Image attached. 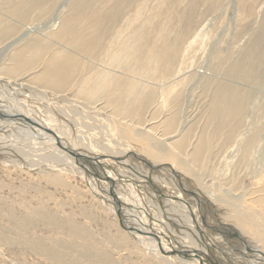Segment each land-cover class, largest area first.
<instances>
[{
	"label": "rangeland",
	"instance_id": "1",
	"mask_svg": "<svg viewBox=\"0 0 264 264\" xmlns=\"http://www.w3.org/2000/svg\"><path fill=\"white\" fill-rule=\"evenodd\" d=\"M13 7L22 8L21 16L28 17H17ZM66 23L74 26L62 39ZM0 25V76L18 80L10 88L0 87L7 102L21 101L20 107L53 114L56 123L71 132L69 142L116 152L129 159L124 168L141 169L132 160V151L121 150L126 144L187 178L186 186L174 174L153 172L158 184L167 190L173 187L170 192L182 196L175 203L157 196L148 184L140 182L138 189L122 184L124 197L140 208L136 212L147 216L151 211L165 230L150 227L138 215L139 220L132 222L126 218L134 214L132 208L109 202L100 193L105 175H95L92 168L81 174L77 164L44 150L49 146L37 140L43 138L41 133L29 135L2 114L9 129L0 132V139L12 150L0 158V264H188L195 256L179 240L193 243L185 224L194 206L202 212L197 213L202 223L207 217L214 221L212 230L220 228L215 224L220 216L228 225H238L237 231L253 244H263L264 228L243 212L254 208L264 217V0H0ZM16 84L66 95L69 106L77 99L81 104L72 112L50 97L24 99L27 93L14 88L19 87ZM222 92L242 103L238 120L231 105L223 108L222 119L217 118L216 101ZM84 110L87 115L81 113ZM51 155L57 157L49 161L52 164L47 162ZM115 168L114 173L123 174ZM138 172L128 175L134 179ZM194 188L209 197L198 199ZM209 198L228 213L210 211ZM77 229L84 234L76 237ZM221 233L219 250L225 249L222 253L236 264H251V252L242 254L232 230ZM72 241L76 246L67 248ZM87 246L90 256L82 253ZM218 252L213 255L222 258Z\"/></svg>",
	"mask_w": 264,
	"mask_h": 264
},
{
	"label": "bare ground",
	"instance_id": "2",
	"mask_svg": "<svg viewBox=\"0 0 264 264\" xmlns=\"http://www.w3.org/2000/svg\"><path fill=\"white\" fill-rule=\"evenodd\" d=\"M33 6V5H32ZM21 10H23L22 8H17V7H13L12 8V13H14L17 17L19 16L20 18L21 17H24V15L23 16H21V14H20V12H21ZM13 14V15H14ZM18 14V15H17ZM28 16L27 15H25V17L24 18H27ZM1 26V25H0ZM74 25H73V23H66L64 26H63V30H62V32H61V36H62V39H63V36L65 37L67 34H70V33H72V27H73ZM76 27V26H75ZM4 29V28H3ZM11 29V28H10ZM52 29V28H51ZM55 29V28H54ZM91 31V30H90ZM74 32V31H73ZM58 33H60V31L58 32ZM74 34V33H73ZM77 34H79V33H77ZM80 34H82V33H80ZM90 35V34H89ZM55 36V35H54ZM59 36V35H58ZM61 36H59V37H61ZM73 36H75V34L73 35ZM88 36V35H87ZM56 37V36H55ZM67 37H71V36H67ZM77 38H78V35L76 36ZM80 37H82V35L80 36ZM79 37V38H80ZM90 37H91V35H90ZM90 37H88L87 39H89V41H90ZM97 37V36H96ZM58 38V37H57ZM59 39V38H58ZM65 39V38H64ZM68 39V38H67ZM73 39V38H72ZM102 39V38H101ZM60 40V39H59ZM92 40L93 41H95V40H97L95 37H92ZM62 41V40H61ZM72 41V40H71ZM71 41L70 42H68V43H70V44H72L73 42H75L74 40L72 41V43H71ZM79 41V40H78ZM56 42H58V41H56ZM66 42V41H65ZM77 42V41H76ZM75 42V43H76ZM81 42V41H80ZM79 42V43H80ZM82 42H83V40H82ZM88 42V40L86 41V43ZM74 43V44H75ZM37 44V43H36ZM82 44V43H81ZM52 45V44H51ZM85 44H83V47L85 48V46H84ZM90 46V45H89ZM36 47H37V45H36ZM93 47V46H92ZM62 48V47H61ZM88 48V47H87ZM30 49H32L31 47H30ZM79 49H80V46H79ZM88 49H92V48H88ZM87 49V50H88ZM101 49V48H100ZM82 50H84V49H82ZM95 50V49H94ZM32 51V50H31ZM31 51H30V53H31ZM89 51V50H88ZM82 52H84V51H82ZM82 52H80V53H82ZM91 52V51H90ZM98 53H99V51H97ZM100 52H101V50H100ZM89 53V52H88ZM82 54H84V53H82ZM99 55V54H98ZM34 56V55H33ZM66 56V55H65ZM84 56V55H83ZM90 57H91V55H89ZM85 57V56H84ZM95 57H98L97 55L95 56ZM103 57V56H102ZM56 58H59V57H56ZM55 58V59H56ZM61 58V57H60ZM59 58V59H60ZM59 59H56V60H59ZM61 59H63L64 60V58H61ZM97 59V58H96ZM101 59H103V58H101ZM55 60V61H56ZM67 59H65L64 61H66ZM69 60V59H68ZM68 60H67V62H68ZM72 60V59H71ZM100 60V59H99ZM92 61V60H91ZM102 61V60H101ZM103 62V61H102ZM75 63V62H74ZM104 63H106V62H104ZM250 63V62H249ZM67 64V63H66ZM99 64V63H98ZM68 65V64H67ZM69 67L70 68H72L71 67V65H73L72 63L70 64L69 63ZM96 65V64H95ZM62 66H64V64L62 65ZM95 67H97V66H95ZM49 68V67H48ZM59 68V67H58ZM70 68H69V70H70ZM100 68V67H99ZM20 69V68H19ZM18 69V70H19ZM60 69V68H59ZM104 69V68H103ZM107 71V70H106ZM65 72V71H64ZM11 74H13L14 75V73H12V72H10ZM16 73V72H15ZM105 73V72H104ZM102 74V73H101ZM24 75V74H23ZM103 75H105V74H103ZM98 76V75H97ZM100 76V75H99ZM141 76V75H140ZM7 76H5V78H6ZM16 77V76H15ZM101 77V76H100ZM103 77V76H102ZM105 77H107V75L105 76ZM14 78V77H13ZM104 78V77H103ZM15 79V78H14ZM52 79H54V78H52ZM96 79V78H95ZM105 79V78H104ZM0 80H2V81H0V87L1 88H5V89H7V88H10V87H12V85H13V83H17L18 82V80L17 81H15V80H9V79H3V78H1V76H0ZM98 80V79H97ZM100 80H102L101 78H100ZM100 80H98V81H100ZM98 83H100V82H98ZM97 83V84H98ZM103 83V82H102ZM101 83V84H102ZM107 83V82H106ZM96 84V85H97ZM16 85H18V84H16ZM108 84H105V86H107ZM110 85V84H109ZM19 87H14V88H17V89H19V91L20 92H23V93H29L30 95H28L27 96V94H24L23 96H24V99H26V98H28V97H30V96H42V97H44V96H46V97H50V101H56V103L57 104H63L65 107H69V108H71L72 109V112H74L73 110H75L76 111V109H77V107H76V105H80L81 103H79V101H77L76 100V102L78 103H75L76 105H74V106H69V103H68V105L66 104V101H69V99H67L65 96L66 95H62V94H57V93H54V92H50V91H47V90H43V91H46V92H43V91H40V90H38V89H36V88H33V89H31L30 87L28 88L27 87V89H24L23 87H21L20 85H18ZM101 87H104V86H101ZM108 88V87H107ZM3 90V89H2ZM40 92H43V94H40ZM49 92V93H48ZM52 93V94H51ZM229 93V92H228ZM226 94L225 92H222V94H218L219 96L217 97V101H216V103H217V106H216V111H217V118H221V112H222V110H223V108H226L228 105H231V107H232V112H233V116L237 119V118H239V116H240V114H241V112H242V103L240 102V100L239 99H236V98H231L230 100H229V98H230V95L229 94ZM0 94H2V93H0ZM4 94V93H3ZM216 94V95H217ZM26 95V96H25ZM62 97H61V96ZM3 97V98H2ZM11 97V96H10ZM6 98V96L4 97V96H0V132H4L5 130H7V129H9V127H7V126H5L4 124H3V121H5V119H3V115H6V117H7V119L9 120V121H11L12 120V123L16 126L17 125V127H19L21 130H25V132H29V131H32L33 133L34 132H38V133H41L42 134V136H43V138L42 139H37L38 141H41L42 143H41V145H44V144H46V145H48L49 146V148L46 146V148L44 149V150H46V151H48L49 152V150L50 151H54V155H59L58 156V158L59 157H62L63 159H65V161L68 163V164H73V166H75L76 164V169H77V171H80L81 172V174H84L85 172L84 171H86V172H90V169L92 168V169H94V170H96V173H94L95 175H97L98 173L100 174V175H105V176H103V178H102V180H103V182H99V180H98V182H99V184L101 185V187H100V193L102 192L103 194H105L106 195V197L107 198H109L108 199V201L110 202V200L111 201H113V203L114 204H119V206H122V207H127V209H128V207H130V208H132V213H134V214H130V213H128V215L126 216V218H128L129 220H131L132 222H133V220L134 221H136V219L137 220H139L138 219V217H137V215L138 216H140L141 218H144V219H147L148 221H149V226L150 227H156V228H159L160 230L161 229H164L165 227H161V223H163V225H164V222H161L160 220H158V219H156L155 217L157 216H154L153 215V213L151 212V211H148L149 213H148V215L150 216V218H147V216L146 215H144L145 213H141V212H139V213H137L136 211L137 210H139L137 207H135L134 205L135 204H131V203H129V202H132V201H130V199L128 200L126 197H124V193L122 194V192L120 191V187H122V184L125 186L126 184H132V185H134L137 189L140 187V185H139V183L141 182V183H143V184H148L149 186H150V188H152L151 189V191H154V193L157 195V196H159V194H160V196H164V197H169V198H166L167 199V203H169V201L170 202H172V203H175L176 201L175 200H179L180 201V199H181V197L182 196H180V195H177V194H172V192H170L171 190H169L170 188L172 189L173 187H170L169 186V184H168V186L170 187V188H168V190L165 188V187H163L162 185H161V183H160V181H159V183L160 184H158V182L157 181H155V177L153 178V172L157 169L158 171H160L161 173H165V174H171V176H172V174H174V176H177L178 177V180H180V181H182V182H184V184L187 186V184L185 183V181H187V178L186 177H184V176H182V175H180L178 172H176L175 170H173L171 167H167L166 165H163L162 163H158V162H156L155 160H148V159H146V158H144L142 155H140L138 152H135V151H133L132 149H130L126 144H125V146H124V148H122L121 150L123 151V152H128V154L130 153V151H132V155H134V157H133V161H135V163H138V166L139 167H141V169L139 168H135V167H133V166H128V167H130V168H132L131 170L132 171H130L129 170V168L128 167H122V166H125V165H127L128 164V161L127 160H129L128 158H126V157H123V156H119V157H117V156H115V153L114 154H112V153H110V152H108L107 150L108 149H105V151L104 150H101V151H99V149L98 150H96L94 147H90V148H82V147H80V145H78V144H74L73 143V141H71V142H69V139L67 138V133L69 132V133H71L70 131H67V133H66V127H65V125L63 126V123H62V125H60V124H58V123H56V119H55V117L53 116V114H46V113H44V115L42 114H40V111H39V108H30V107H26V108H24V107H20V106H22V103H21V101H18L17 103L18 104H16V103H14L13 101H11L12 103H10V102H7V101H9V100H6L5 99ZM6 100V101H5ZM73 101V100H72ZM6 104H11V105H6ZM13 104V105H12ZM53 104V103H52ZM55 104V103H54ZM53 104V105H54ZM23 105H25V104H23ZM28 106H29V104H27ZM244 105V104H243ZM44 106V105H43ZM56 106V105H55ZM61 107H62V105H61ZM30 108V109H29ZM63 108V107H62ZM71 111V110H70ZM50 112V111H49ZM81 112V111H80ZM33 113H35V116H33ZM81 113H86V115L88 114L85 110L83 111V112H81ZM81 113H80V115H81ZM3 114V115H2ZM54 114H56V113H54ZM78 114V113H77ZM13 115V116H12ZM57 116H58V114H56ZM63 115H65V114H63ZM12 116V118H10ZM67 116V115H66ZM79 116V115H78ZM48 117H52V118H48ZM71 117H73V116H71ZM36 120H35V119ZM46 118H48L49 120L48 121H46V123H45V119ZM57 118V117H56ZM76 118V117H75ZM81 118V117H80ZM222 119V118H221ZM241 119V118H240ZM38 120V121H37ZM91 120V119H90ZM238 120V119H237ZM40 121V122H39ZM84 121V120H83ZM87 122V121H86ZM218 122H220V121H218ZM226 122H228L227 120L226 121H224L223 120V122L222 123H226ZM47 123H49V124H47ZM79 124L78 125H81V123L80 122H78ZM94 123V122H93ZM96 123V122H95ZM70 124H71V122H70ZM75 124H76V122H75ZM74 125V124H73ZM88 125H89V123H88ZM76 126V125H75ZM77 127V126H76ZM75 127V128H76ZM79 128V126L77 127V129ZM86 127H84V129H85ZM96 127L94 126V129H95ZM87 129V128H86ZM93 129V128H92ZM73 131V130H72ZM85 131V130H84ZM96 131V130H95ZM74 132V131H73ZM75 132H76V130H75ZM68 133V134H69ZM89 133V132H88ZM104 133V132H103ZM73 134V133H72ZM93 134H94V132H93ZM98 134H100V131L98 132ZM1 135V134H0ZM26 136H29V135H31L30 134V132H29V135L28 134H25ZM101 135V134H100ZM100 135H98L99 137H100ZM38 136V135H37ZM77 136V135H76ZM80 136V135H79ZM92 136V135H91ZM30 137H32V136H30ZM13 138H15V137H13ZM13 138H12V140H13ZM92 138V137H91ZM96 138V137H95ZM106 138V137H105ZM108 138V137H107ZM32 139V138H31ZM83 139V138H82ZM93 139H94V137H93ZM16 140V139H15ZM84 140H85V138H84ZM106 140V139H105ZM17 141H18V137H17ZM20 141V140H19ZM21 142V141H20ZM101 142V141H100ZM82 143V142H81ZM95 143V142H94ZM110 143V142H109ZM14 144V143H13ZM33 144H35L36 145V143H33ZM85 144V143H84ZM97 144V143H96ZM40 145V146H41ZM101 145V144H100ZM99 145V146H100ZM102 145H103V143H102ZM24 146V145H23ZM38 146H39V144H38ZM88 147H89V145H87ZM92 146V145H91ZM97 146V145H96ZM43 147V146H42ZM41 147V148H42ZM34 149V148H33ZM11 148H10V146L8 145V144H6L2 139H0V158H1V156H3V155H6L7 154V152H11ZM130 150V151H129ZM28 150H26V152H27ZM114 151V150H113ZM25 152V153H26ZM35 152V151H34ZM24 153V152H23ZM29 153V152H28ZM15 154V153H14ZM13 154V155H14ZM23 155V154H22ZM25 155V154H24ZM42 155V154H41ZM44 155V154H43ZM15 156V155H14ZM36 156V155H35ZM34 156V157H35ZM12 157V156H11ZM25 157H26V155H25ZM13 158V157H12ZM19 158V157H18ZM21 158V157H20ZM48 159V161L47 162H49V161H55V160H57V157H54V156H50V157H48L47 158ZM3 160V159H2ZM24 161V160H23ZM23 161H21V162H23ZM40 161V160H39ZM41 162H42V160H41ZM50 163V162H49ZM149 163V164H148ZM38 164V163H37ZM37 164H35V163H31L30 164V166H35V165H37ZM50 164H52V163H50ZM61 164H62V162H61ZM153 164V165H152ZM23 165V164H22ZM44 165H45V167H46V169H49V170H54V167L55 166H50V165H47V164H45L44 163ZM63 165V164H62ZM133 165H136V164H133ZM61 166V165H60ZM65 166V165H64ZM137 166V165H136ZM38 167V166H37ZM42 167L43 166H41V170L43 171V169H42ZM45 167H43V168H45ZM67 167V166H66ZM66 167H64V168H66ZM115 167H117L119 170H120V172L119 173H122L123 172V174L122 175H118V174H116V173H114V171H113V169H116ZM73 168H75V167H73ZM128 168V169H127ZM83 169V170H82ZM57 170V169H56ZM63 170V169H62ZM67 170V169H66ZM68 170H70V169H68ZM138 170L140 171L141 170V173H139L138 172ZM146 170V171H145ZM149 170H151V171H149ZM45 171H47V170H45ZM126 171H128V173H131V174H133L134 175V173H137L138 172V176L136 177V178H132L130 175H128V173L126 172ZM142 171H144V172H142ZM54 172V171H53ZM76 172V171H75ZM133 172V173H132ZM148 172H150V173H148ZM87 174H89V173H87ZM155 175H157V174H155ZM85 176V175H84ZM82 177H83V175H82ZM135 177V176H134ZM84 178V177H83ZM151 179V180H150ZM174 179V178H173ZM172 179V180H173ZM156 180H157V178H156ZM159 180V179H158ZM170 180V179H169ZM172 180H170V181H172ZM52 181H56V178H54V179H52ZM87 181V180H86ZM162 181V180H161ZM165 181V180H164ZM174 181H175V179H174ZM115 182H117L119 185H121V186H116L114 183ZM169 182V181H168ZM177 182V181H176ZM90 183H92V182H90ZM90 183H89V185H90ZM94 183V182H93ZM140 183V184H141ZM172 184L174 183L173 181L171 182ZM198 183V182H197ZM97 184V183H96ZM98 184V185H99ZM106 184V185H105ZM182 184V183H181ZM194 184V183H193ZM192 184V185H193ZM93 185V184H92ZM94 186H97V185H94ZM93 186V187H94ZM133 186V187H134ZM172 186V185H171ZM174 186V185H173ZM190 186V185H189ZM92 187V188H93ZM132 187V188H133ZM143 187V186H142ZM181 187H183V186H181ZM185 187V186H184ZM190 188V187H189ZM96 189V188H95ZM142 189H144V188H142ZM149 189V188H148ZM176 189V188H175ZM98 190V189H97ZM145 190V189H144ZM147 190V189H146ZM150 190V189H149ZM174 190V189H173ZM184 190V189H183ZM134 191V190H133ZM148 191V190H147ZM185 191V190H184ZM194 193L196 194V196L198 195V196H200V198H198V199H206V198H208L209 196H207V195H205L204 194V192L203 193H200V191H201V189L199 188H194ZM138 192H139V190H138ZM141 192H143V190L141 191ZM147 193H149V192H147ZM152 193V192H151ZM150 193V194H151ZM177 193V192H176ZM184 193H186V192H184ZM126 194V193H125ZM130 194V193H129ZM135 194H136V192H135ZM149 194V195H150ZM153 194V193H152ZM154 194V195H155ZM188 194V193H187ZM155 195V196H156ZM126 196V195H125ZM151 196V195H150ZM154 196V197H155ZM132 197V196H131ZM153 197V198H154ZM189 197V196H188ZM212 197V196H211ZM157 198V197H156ZM197 198V197H196ZM195 198V199H196ZM133 199V198H132ZM169 199V200H168ZM154 200H156V199H154ZM158 200V199H157ZM162 200H164V198L162 199ZM135 201V200H134ZM141 201V200H140ZM150 201V200H149ZM197 201V200H196ZM148 202V201H147ZM164 202V201H163ZM162 202V203H163ZM166 202V201H165ZM185 202V201H184ZM183 202V203H184ZM191 202H192V200H191ZM199 202H200V200H199ZM201 202H203V204L204 205H208L209 206V208H210V211H211V209H214L216 212H223V213H228L227 211H226V209H224L223 207H222V205L221 204H218V202L215 200V201H212V200H210V198H209V200H207V203L205 202V201H201ZM112 203V204H113ZM137 203V202H136ZM161 203V204H162ZM197 203V202H196ZM166 204V203H165ZM193 204V203H192ZM200 204V203H199ZM202 204V203H201ZM137 205V204H136ZM140 205V204H139ZM167 205V204H166ZM173 205V204H172ZM176 206H178V205H180L181 206V204L180 203H178V204H175ZM174 205V206H175ZM186 205V204H185ZM189 205H191V204H189ZM113 206V205H112ZM158 206V205H157ZM175 206V207H176ZM184 206V205H183ZM202 206V205H201ZM150 207V206H149ZM171 206H169V208H170ZM184 207H186V206H184ZM204 207V206H203ZM202 207V208H203ZM129 208V209H130ZM151 208V207H150ZM155 208V207H154ZM157 208V207H156ZM164 208V207H163ZM191 208V207H190ZM201 208V207H200ZM113 209L116 211V209H118V207H117V205H115V206H113ZM159 209V208H158ZM171 209H172V207H171ZM170 209V210H171ZM174 209V208H173ZM178 209H179V206H178ZM180 209H181V207H180ZM183 209V208H182ZM185 209V208H184ZM206 209V208H205ZM205 209H203V211L205 210ZM248 209V211H246V212H243L244 214H246V213H249V216H252V217H254L255 218V220H254V222L256 223V225L257 226H259L258 228H264V217H262V214L260 213V212H258L256 209H254V208H247ZM152 210V209H151ZM156 210V209H155ZM160 211H161V209H159ZM164 210V209H163ZM166 211H167V209H165ZM177 210V209H176ZM185 210H187V209H185ZM208 210V209H207ZM207 210H206V212H207ZM244 210H246V209H244ZM127 211H129V210H127ZM154 211V210H153ZM165 211V212H166ZM181 211V210H180ZM200 211V210H199ZM198 211V212H199ZM238 211H241V209H238ZM250 211V212H249ZM146 212V211H145ZM162 212V211H161ZM170 212V211H169ZM178 212H179V210H178ZM191 215L193 216V218H192V216H191V218H190V216H189V219H188V222H187V224H185V225H188L189 226V230L191 231V233H190V235L192 234V236H193V243H191L192 242V240H191V242H190V240L188 239L189 238V236L190 235H188L187 236V239L189 240H185L184 239V241L183 240H179V242H181L182 244H183V246L185 247V249H189V251H191L192 253H193V255L195 256L193 259H191V260H187V263L188 264H236V259L234 260V258L231 256V255H229V254H225V253H222L225 249H223V251H221V250H219V243H218V241L220 240V239H222L223 237L222 236H220V234H219V232L221 233L222 231H224V232H226V231H229L230 233H231V230H232V232L235 234V238L233 239V240H235V243H236V247H238L241 251H242V254L243 255H247V254H249L248 252H251L249 255L251 256V258H253L252 259V263L251 264H264V241H263V239H262V243L263 244H253V242L252 241H250V240H248V239H246L247 237H244L242 234H243V232H240V231H237L238 229H240V227L238 226V225H235V227H233V226H230V225H228L225 221H223V219L222 218H220V216L218 217V219H217V222L215 223L216 225H219L220 226V228L217 230V229H214V230H212V228H213V224L211 225V223L213 222L214 223V221H209L208 219V217H207V221L205 222V221H203V223H202V221L201 220H203V219H200V218H198V215H197V210H196V207L194 206L193 208H191ZM189 212V213H190ZM201 212V211H200ZM156 213H157V211H156ZM164 213V212H163ZM202 213V212H201ZM157 214H159V212L157 213ZM180 214V213H179ZM183 214V213H182ZM187 214H188V212H187ZM218 214V213H217ZM164 215V214H163ZM207 215V214H206ZM215 215V214H214ZM119 216H121V215H119ZM154 216V217H153ZM166 216H169V214L168 215H166ZM170 216H173V215H170ZM177 216V215H176ZM186 217H187V215H185ZM200 216H202V215H200ZM204 216V215H203ZM211 216H212V214H211ZM133 217V218H132ZM158 217V216H157ZM179 217V215L177 216V218ZM135 218V219H134ZM161 218H163V217H161ZM173 218V217H172ZM181 218V217H180ZM203 218V217H202ZM160 219V218H159ZM168 219H169V217H168ZM182 219V218H181ZM187 219H185V220H187ZM213 219V218H212ZM211 219V220H212ZM183 220H184V218H183ZM162 221H163V219H162ZM174 221V220H173ZM180 221V220H179ZM182 221V220H181ZM172 222V221H171ZM185 222V223H186ZM145 224H147V223H145ZM176 224V223H175ZM178 224V223H177ZM183 224H184V222H183ZM162 225V226H163ZM215 225V226H216ZM167 226V225H166ZM184 226V225H183ZM182 227V226H181ZM217 227V226H216ZM171 228V227H170ZM174 228H176V227H174ZM169 229V228H168ZM81 230V229H80ZM80 230H76V233H75V236L76 237H78L79 236V234L81 233L80 232ZM165 230V229H164ZM171 230H173V229H171ZM171 230H169V231H171ZM216 230V231H215ZM222 230V231H221ZM72 232H74V231H72ZM170 233V237H172V231L171 232H169ZM182 233V232H181ZM81 234H84V232L83 233H81ZM176 234H177V232H176ZM188 234V233H187ZM186 234V235H187ZM222 234V233H221ZM224 234V233H223ZM74 235V234H73ZM176 236V235H175ZM178 236V235H177ZM260 236H264V233H262V235H260ZM75 237V238H76ZM226 237V236H225ZM190 239H192V238H190ZM226 239V238H225ZM260 240H261V237H260ZM220 241H222V240H220ZM197 244H196V243ZM223 242V241H222ZM226 242V241H225ZM229 242V241H228ZM227 242V243H228ZM248 242H250V244L248 243ZM226 243V244H227ZM230 243V242H229ZM221 244V243H220ZM230 244H232V242L230 243ZM229 244V245H230ZM67 245H69V246H67V248H69V247H75L76 245H75V243L72 241L70 244H67ZM173 245H174V242H173ZM221 245H223V244H221ZM234 245V244H233ZM223 246H225V244L223 245ZM231 246V245H230ZM235 246V245H234ZM222 247V246H221ZM220 247V248H221ZM231 247H229V249H230ZM218 249V250H217ZM231 250H233V251H237V250H234L233 248L231 249ZM216 251H219L220 252V256H222V258H216L217 256L216 255H213V252H216ZM226 251V250H225ZM233 251H232V253H233ZM240 251V252H241ZM218 252V253H219ZM228 252H230V250L228 251ZM238 252V251H237ZM82 253L83 254H85V255H87V256H90V253H91V251H90V248L87 246V247H84V249H82ZM231 253V252H230ZM217 254V253H216ZM234 254V253H233ZM236 254H234V256H235ZM239 255V254H238ZM249 255H247V256H249ZM236 258V257H235ZM240 258V257H239ZM249 258V257H248ZM247 260V259H246ZM245 260V261H246ZM248 260H250V259H248ZM239 261V260H238ZM241 261H243V260H241ZM175 262H179L178 260L177 261H175ZM249 262V261H248ZM186 263V262H185ZM185 263H182V264H185ZM238 263V262H237ZM170 264H172V262L170 263ZM180 264V263H179ZM248 264V263H247Z\"/></svg>",
	"mask_w": 264,
	"mask_h": 264
},
{
	"label": "water",
	"instance_id": "3",
	"mask_svg": "<svg viewBox=\"0 0 264 264\" xmlns=\"http://www.w3.org/2000/svg\"><path fill=\"white\" fill-rule=\"evenodd\" d=\"M187 257V256H186Z\"/></svg>",
	"mask_w": 264,
	"mask_h": 264
}]
</instances>
